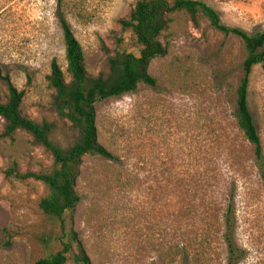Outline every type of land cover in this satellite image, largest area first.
I'll return each instance as SVG.
<instances>
[{
	"label": "rangeland",
	"instance_id": "obj_1",
	"mask_svg": "<svg viewBox=\"0 0 264 264\" xmlns=\"http://www.w3.org/2000/svg\"><path fill=\"white\" fill-rule=\"evenodd\" d=\"M135 1L0 0V66L24 90L21 112L54 124L56 144L70 146L78 137L57 115L46 80L52 59L69 79L58 10L96 76L116 50L139 54L132 31L119 24ZM201 1L225 25L264 30V0ZM170 17L160 36L167 53L148 67L156 85L139 84L96 105L98 141L113 157H83L73 210L61 218L44 214L41 182L4 175L12 166L21 173L46 170L53 158L25 131L0 135V264H32L60 250L72 233L91 264H264V160H256L234 118L246 51L202 16L196 23L185 12ZM6 94L0 80V101ZM248 105L264 157L261 65L251 73ZM75 253L72 242L66 264H75Z\"/></svg>",
	"mask_w": 264,
	"mask_h": 264
},
{
	"label": "trees",
	"instance_id": "obj_2",
	"mask_svg": "<svg viewBox=\"0 0 264 264\" xmlns=\"http://www.w3.org/2000/svg\"><path fill=\"white\" fill-rule=\"evenodd\" d=\"M59 6L63 0H57ZM60 8V7H59ZM174 12H185L196 23L197 17L206 18L210 25L224 35H234L242 43L246 57L242 62V74L236 88L235 123L243 137L250 143L258 162L263 164V148L258 129L248 105V92L253 67L261 65L264 69V30L253 33L221 22L218 12L201 0H136L127 18L119 21L121 30H131L140 45L139 54L116 50L107 58V71L96 76L86 69L85 56L81 44L60 12H57L64 44L66 72L52 59L50 72L46 76L49 87L54 91L52 104L61 118L69 122L78 133L70 146H60L51 139L54 130L52 122H37L24 115L20 105L24 90L17 89L10 75L0 66V80L6 86V100L0 101V118L4 120L1 136H10L17 130L27 132L34 144L42 146L53 158L52 166L41 171L19 172L14 166L3 171L5 176L15 179L31 178L41 182L47 194L40 198L39 209L54 218H61L66 211L73 210L80 201L76 190L80 166L86 155H98L112 158V154L98 141L96 126V105L110 97L119 96L136 90L139 84L155 86L156 79L149 73L150 62L167 53V47L160 41L162 32L171 21ZM122 39L118 38L117 44ZM105 49V48H104ZM264 173V169H262ZM229 231L230 218L225 217ZM225 233L230 256L235 257V248L231 232ZM75 243V264H91L80 240L72 233V240L48 256L35 260L32 264H66L67 253Z\"/></svg>",
	"mask_w": 264,
	"mask_h": 264
}]
</instances>
